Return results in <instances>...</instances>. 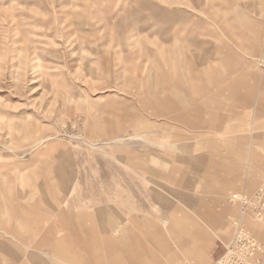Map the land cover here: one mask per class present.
Here are the masks:
<instances>
[{"label": "rangeland", "instance_id": "1", "mask_svg": "<svg viewBox=\"0 0 264 264\" xmlns=\"http://www.w3.org/2000/svg\"><path fill=\"white\" fill-rule=\"evenodd\" d=\"M207 87L264 88V0H0L2 246L20 245L16 207L38 200L39 174L54 183L52 172L63 167L72 187L67 197L50 188L54 215L63 201L76 213L84 202L118 207L114 232L126 249L129 198L148 231L166 233L172 213L148 205L160 184L144 167L158 170L168 144L159 122L175 118L152 101L175 94L187 101L185 90ZM249 217L256 237L250 224H264Z\"/></svg>", "mask_w": 264, "mask_h": 264}, {"label": "crops", "instance_id": "2", "mask_svg": "<svg viewBox=\"0 0 264 264\" xmlns=\"http://www.w3.org/2000/svg\"><path fill=\"white\" fill-rule=\"evenodd\" d=\"M209 60L216 62V58ZM220 61L229 65L223 56ZM185 91L182 97H189L187 101L175 94L166 97L165 104L161 100H151L156 103L152 106L147 103L160 115L171 108L167 112L175 118L159 122V138L168 144L164 156L159 154L158 170L144 167L160 184L157 190H149L148 205L172 213L166 233L148 231V219L135 215L140 204L129 198L126 236L120 238L126 249L119 248L114 232L119 226L118 207L84 202L76 213L71 201L68 205L63 201L62 210L54 215L56 193L50 188L56 185L67 197L72 187L71 172L63 167L52 172L54 183L40 173L45 187L38 186V200L16 207L20 230L14 236L20 245L13 250L0 243L6 264H52L48 258L56 256H62L66 264H210L221 256L232 236V222L241 216L240 205L230 202V194H252L264 188L259 186L264 177V88ZM25 195L32 197L34 190ZM142 203L145 208L146 202ZM247 217H242V224L250 232L244 223ZM250 227L264 244V229L254 223ZM250 234L259 244L257 236ZM28 241L31 245L27 247ZM250 259L253 264H264L261 252L256 251L249 263Z\"/></svg>", "mask_w": 264, "mask_h": 264}, {"label": "built area", "instance_id": "3", "mask_svg": "<svg viewBox=\"0 0 264 264\" xmlns=\"http://www.w3.org/2000/svg\"><path fill=\"white\" fill-rule=\"evenodd\" d=\"M230 202H238L241 216L232 222V236L226 244L221 256L210 264H250L249 258L259 250L256 239L242 224V217L248 215L264 224V188H259L252 194L234 192Z\"/></svg>", "mask_w": 264, "mask_h": 264}, {"label": "bare ground", "instance_id": "4", "mask_svg": "<svg viewBox=\"0 0 264 264\" xmlns=\"http://www.w3.org/2000/svg\"><path fill=\"white\" fill-rule=\"evenodd\" d=\"M95 43V42H94ZM11 195V194H10Z\"/></svg>", "mask_w": 264, "mask_h": 264}]
</instances>
